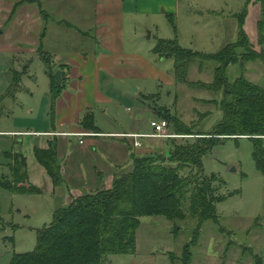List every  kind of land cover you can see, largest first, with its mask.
Masks as SVG:
<instances>
[{
  "label": "rangeland",
  "instance_id": "obj_1",
  "mask_svg": "<svg viewBox=\"0 0 264 264\" xmlns=\"http://www.w3.org/2000/svg\"><path fill=\"white\" fill-rule=\"evenodd\" d=\"M39 2L47 12H51V8L54 17L60 15L57 10L64 8L65 11L66 8L70 11L69 14L67 10L65 12L69 20H73L71 12L74 13L81 6L80 2L74 4L73 0L58 1L62 2L60 5H57V0ZM176 3L177 13L173 15L175 26L165 15L130 18L128 45L132 48L130 54H135L136 58L131 60V66L126 60L125 68L143 76L123 84L117 82L110 89L106 86L107 96L112 97L113 105L106 112H101V108L96 109V125L103 131L136 133L128 137L85 136L84 146L79 144L78 137H72L73 142L65 139L64 146H59L60 157L68 161L67 168L72 177L67 176V181L78 183L76 185L82 191L80 195L92 192L95 188L110 187L117 167H131L135 156L149 153L162 161H168L173 142L194 140L193 135H178L173 123L157 135L152 122L167 118L164 115L169 114L172 119L177 117L195 131L204 132L212 130L222 118L223 112L218 105L205 101L212 98L220 100L222 93L177 84L173 80V58L161 60L159 56L153 55L159 38H176L183 47L216 52L228 41L236 39L234 28L232 33L229 31L231 26L238 27V20L234 15V19L229 16L240 12L247 4L248 15L244 29L255 48L264 47L258 40L257 22L261 13L258 0H179ZM34 5L39 8L37 4ZM19 9L14 16L11 14L7 24ZM58 28L64 34L71 30L65 25ZM50 53L53 57V52ZM20 54L0 55V93L4 92L2 85L7 76H24L22 83L20 78L19 84L15 85L18 93L16 101H5L3 110L7 112L0 116V124L4 127L19 124L23 131H34L31 119L40 127L50 122L52 109L46 92L49 91L50 78L46 74V64L41 58L38 59V55L30 58L26 54V58ZM127 55L129 57V53ZM149 60L157 67L155 70L159 69L160 72L152 74L154 69L149 66ZM215 67L216 63L209 62L205 71L199 72L198 64H193L189 69V79L211 82ZM17 70L19 72L16 73ZM242 73L247 80L264 86V63L255 61L242 66L238 61L227 70L231 80ZM134 85L140 89L137 95ZM30 109L34 111L33 117ZM29 133H17V139H26V145L31 147L32 140L28 138H33V135ZM9 143L10 139L0 136V148L3 150L0 151V179L6 180L4 175L10 176V169L3 165V153L4 150L15 149V144L11 146ZM253 147V139L249 137H221L219 143L203 158L205 174L215 177L213 185L216 193L225 198L216 203L217 213L221 217L220 224L205 223L197 237L194 234L196 222L191 217L170 221L162 216H145L141 218V225L137 229L136 251L110 255L104 264H258L260 258L264 264V175L256 167ZM87 149H90L89 152ZM6 161L8 163L9 159ZM29 167L33 170L31 164ZM34 177L42 185V173L36 171ZM43 189L40 193L22 194L13 193L0 185V264H11L15 254L36 250L39 231L52 224L54 209L80 196L72 195L67 201V195L58 192V187L54 194L47 192L45 185Z\"/></svg>",
  "mask_w": 264,
  "mask_h": 264
},
{
  "label": "trees",
  "instance_id": "obj_2",
  "mask_svg": "<svg viewBox=\"0 0 264 264\" xmlns=\"http://www.w3.org/2000/svg\"><path fill=\"white\" fill-rule=\"evenodd\" d=\"M258 1L261 8L257 22L258 40L262 45L264 0ZM34 3L39 6L42 18L50 19L39 0L16 2L12 15L20 6ZM173 15L167 14V17L175 26ZM247 15L246 4L234 14L238 20V39L216 52L183 47L176 38H159L153 49V53L160 58H173V74L177 84L222 93L220 100H205L208 104L218 105L223 112L213 129L208 132L195 131L177 117L172 119L169 114L164 115L168 118L164 119L168 120V124H174L178 135H193L194 140L173 142L168 161L149 153L135 156L131 167H117L110 187L84 193L71 203L55 208L52 224L39 231L36 250L15 254L11 264H104L110 255L136 251L137 229L145 216H162L170 221L191 217L196 222L194 234L197 237L205 223L220 224L216 203L225 198L216 193L213 185L215 177L204 172L203 158L208 151L219 143L221 137L252 138L253 159L264 175V86L247 80L244 73L233 80L227 74L229 66L238 61L242 66L255 61L264 63V47L257 50L244 29ZM60 23L73 28L70 22ZM44 33L41 38L45 36ZM39 54L47 66L46 74L51 81L53 118L55 99L64 84H56L51 53L40 46ZM209 62L216 63L211 82L189 79L191 65L198 64V71L204 72ZM61 67L64 68V65ZM15 85L18 82L7 93H16ZM81 127L94 134L101 133L92 113L82 119ZM58 150V143L53 142L49 143L48 148L34 147L36 159L46 169L55 187L64 184ZM11 160L12 179H0V185L13 193H40V188L29 180L26 157L17 152ZM257 263L262 264V259Z\"/></svg>",
  "mask_w": 264,
  "mask_h": 264
},
{
  "label": "crops",
  "instance_id": "obj_3",
  "mask_svg": "<svg viewBox=\"0 0 264 264\" xmlns=\"http://www.w3.org/2000/svg\"><path fill=\"white\" fill-rule=\"evenodd\" d=\"M18 1L20 0H0V55L4 53H21V57L26 58H28L26 54H29L30 58L38 55L37 57L40 60V46L44 51H52V66L54 70L64 69L62 83L64 87L61 93L56 96L53 118L51 116L50 122H45L44 126L35 125L34 119L30 120L34 131H23V129H20L19 124L14 127H4L0 124V136L10 139L9 145L13 146L15 144V149H10L11 151L4 150L5 160L2 162L4 166L10 169L12 156L17 152L22 153L27 160L30 182L38 186L41 191L44 190L43 186L45 185L46 191L54 194L57 187L54 186L46 169L35 162L34 147L37 145L40 148H48L50 142L58 143V148L60 145L63 147L65 139L69 142L74 141L71 139L72 137H78L79 144L84 146L86 144L85 136L94 138L128 137L127 135L136 133L133 131L105 132L98 126L101 133L94 134L81 127V121L85 116H89L92 113L94 121L97 123L96 109L101 108V112H106L107 108L113 105L112 97L107 96L106 86L110 89L117 82L123 84L143 76L134 70L125 68L126 60L131 66V60L136 58L135 54H130L132 48L128 45L127 33L130 18L156 14L167 17V14L177 13L178 6L176 1L179 2V0H73L75 1L74 4L77 1L81 4L74 13L71 12L73 20L67 19L66 16L70 11L66 8L65 11L64 8H61L63 11L61 9L57 10L60 15L56 17L52 16V9L50 8L51 12H48L50 19L45 20L42 18L39 8L34 4H24L10 23L7 24ZM43 2L47 3V0H43ZM61 3L58 2L57 5ZM66 10L68 11L67 15H65ZM221 14L224 15L223 13ZM234 14H230L229 17L234 19ZM63 21L70 22L73 25V28L68 27L71 29L69 33L64 34V31L58 28L60 25H64L60 23ZM78 22L80 23L77 25ZM233 28L237 32L236 39L233 41L235 42L238 38L239 28L231 26L230 33H232ZM44 31L45 36L41 38ZM88 32L90 33L88 34ZM57 40L60 41L57 42ZM229 43L231 42L228 41L227 44ZM256 49L260 51L263 48L257 47ZM153 55L155 56L154 53ZM148 63L154 69L152 74L160 72L159 69L155 70L156 66L151 61ZM153 63L155 64L154 61ZM62 65H64V68L61 67ZM15 72L17 73L19 70ZM22 77L24 76H21V74H13L12 78L7 76L3 82L2 88L4 92L0 93V116L7 112L3 110L7 99L16 101L18 93L9 94L7 92L15 81L19 84L20 78L22 83ZM173 80L176 82L175 77ZM50 83L51 81L48 80L49 91L46 92H48L52 105ZM133 89L136 95L140 93V89L137 86L134 85ZM28 94L32 93L29 92ZM1 96L5 97L1 98ZM31 97H34V94ZM143 98H145V94ZM128 111H130V108H128ZM30 113L33 117L34 111L32 109H30ZM138 117L140 118L141 115ZM23 132L32 133L33 138H28L32 140L31 147L26 145V139H17V133ZM80 132L86 133V135L82 136L83 143H80V136L68 134ZM95 142H98V140H95ZM89 150L87 149L88 152ZM0 151L3 152L1 148ZM122 151L124 152L123 149ZM110 152L113 154L111 149ZM7 159H9L8 163ZM59 160L61 162L64 184L58 187V192H62L64 196L67 195L66 199L68 201L72 195H80L82 191L76 185L78 183L67 181V176H69L68 161L60 157V154ZM36 161L38 160L36 159ZM29 164L32 165L33 170L29 167ZM36 171L42 173V185L34 177V172ZM4 176L11 180V169L10 176ZM69 178L72 177L69 176Z\"/></svg>",
  "mask_w": 264,
  "mask_h": 264
},
{
  "label": "built area",
  "instance_id": "obj_4",
  "mask_svg": "<svg viewBox=\"0 0 264 264\" xmlns=\"http://www.w3.org/2000/svg\"><path fill=\"white\" fill-rule=\"evenodd\" d=\"M152 126L154 127L155 132L158 133L157 135H160L165 130V128L168 127V122L164 119H161L160 122L153 121ZM68 134H75V135L80 136L81 137L80 143H83L82 136L86 135V133H82V132H80V133H68ZM136 144L139 145L138 142Z\"/></svg>",
  "mask_w": 264,
  "mask_h": 264
},
{
  "label": "water",
  "instance_id": "obj_5",
  "mask_svg": "<svg viewBox=\"0 0 264 264\" xmlns=\"http://www.w3.org/2000/svg\"><path fill=\"white\" fill-rule=\"evenodd\" d=\"M54 79L56 81L57 86H61L63 83V71L61 69H58L54 73Z\"/></svg>",
  "mask_w": 264,
  "mask_h": 264
}]
</instances>
